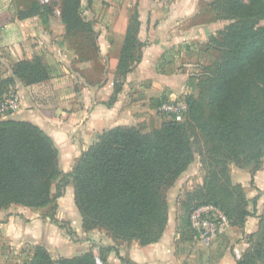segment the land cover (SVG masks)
<instances>
[{"label": "trees", "instance_id": "trees-1", "mask_svg": "<svg viewBox=\"0 0 264 264\" xmlns=\"http://www.w3.org/2000/svg\"><path fill=\"white\" fill-rule=\"evenodd\" d=\"M34 8L19 18L43 16L41 5ZM81 8V0H62L61 20L69 32L92 30L82 19ZM212 10L216 21L233 23L217 37H211L220 58L209 69L208 76L202 78L203 91L199 95H187L188 110L182 121L169 115V120L149 133L137 127L104 131L82 153L73 171L64 174L60 152L44 130L31 122L1 120L0 210L11 206L32 210L53 207L55 212L58 200L72 184L75 206L86 232L102 229L116 241H135L147 247L159 243L164 236L170 211L168 191L198 155L205 178L182 202L184 219L177 226V234L186 236L191 227V213L210 204L226 215L231 226L244 229L252 213L244 187L233 182L230 167L235 165L250 171L254 185L256 173L264 162V0H217ZM0 18L2 26L16 20L6 13ZM140 27L136 5L118 64L117 77L121 81L115 84L108 106L115 104L127 75L142 60L147 43L139 39ZM136 52H139L137 59ZM14 73L27 85L51 79L49 67L38 57L20 62ZM8 84L0 81V103ZM169 101L164 94L152 105L160 108ZM42 113L55 116L54 111ZM259 198L260 195L252 201L254 212ZM49 218L72 234L55 214ZM193 233L197 237L194 230ZM260 240L237 264H264V234ZM27 247L31 254L24 264H100L92 250L56 261L42 245ZM112 252L125 264H134L121 257L114 246L100 247L101 264H110L108 258Z\"/></svg>", "mask_w": 264, "mask_h": 264}, {"label": "crops", "instance_id": "crops-1", "mask_svg": "<svg viewBox=\"0 0 264 264\" xmlns=\"http://www.w3.org/2000/svg\"><path fill=\"white\" fill-rule=\"evenodd\" d=\"M185 18L183 16L173 19L172 22H161V25L158 28L156 27V40L150 41L149 39L148 41V19L144 20L143 11L140 10L139 39L141 42L147 43V46L142 50L141 62L135 64L132 71L127 75L123 89L117 96V101L113 106L107 104L115 92L113 79L117 76L121 50L125 41L128 22L130 21L125 14L120 17L115 29L114 45L117 51L115 49L114 51L116 55L104 53L101 56L83 60L81 63H79L77 56L64 55L58 59L56 58L63 72L60 73L62 75L60 82L56 83L59 91L56 97V105L49 110L44 104L36 101L35 95L34 98L32 95L27 97L25 88H22L20 91L22 93L20 108L10 119L31 122L44 130L53 139L60 152V168L64 174L73 171L82 153L94 145L98 141V135H101L104 131L118 127H137L141 129L140 125L146 121L150 122V126L144 132H151V127L154 129L160 128L167 119L159 117V108L153 107V101L160 100L164 94L171 100L176 95L183 94L188 90L189 69H181L179 64L176 65V60L169 59V55L174 54V49H172L174 46L189 44L193 36L190 33L189 39L186 38L187 36L184 37L188 35L187 33L184 35L179 34L180 37L177 38L167 36L168 31L175 28L178 22ZM30 21L33 25L37 24L32 18H30ZM15 24L17 26V20L9 25ZM205 39L204 36H199L201 42H206L207 39ZM41 52H44V50L27 51L24 58L32 61L36 56L41 57ZM103 61H108L106 70L108 76L100 75V77H96L97 67L105 65L102 63ZM49 62L54 63L55 61L49 59ZM183 66L189 67L190 65ZM79 67L87 68L88 73L84 74L83 71L79 70ZM93 73L94 75H92ZM45 110L54 111L55 116H45L42 113ZM196 171L203 172L198 155L195 156V161L188 171L168 191V202H170V193L174 190L178 191V194H182L188 179ZM238 171L239 169L232 167L233 179H235L234 176ZM257 179V189L260 192L258 191L255 195L248 193V200L250 201L260 195L258 202H264V184L260 185L259 178L257 177ZM197 184L202 185L203 179L198 180ZM67 199L71 205H75L72 184L65 189L64 196L57 202L58 206L60 208L65 206ZM16 207L20 211H15L14 208ZM176 207L174 206L175 211L178 210ZM34 212L32 209L20 206H11L7 210H0V237L2 236L3 243L14 250H19L25 245H42L52 257L68 258L69 256L62 251L65 249L66 243L64 230L54 225L49 218H44V216ZM61 214L60 212L57 217L60 221L72 222L69 215ZM32 215L35 216L32 217ZM174 218L171 217V214L169 215V222L164 236L157 244L142 247L139 242H134L132 250L127 251L125 244L129 242L122 241L121 245H118L116 242L119 241L115 242L114 239H111L109 243L98 242V249L100 250L101 246L107 247V244H110L109 246H114L119 250L121 257L129 256L136 264H184V262L180 263L179 257L175 254L174 240L177 239L178 234L177 221ZM257 222L254 217H249L244 229L230 225L214 245V249H222L215 264H237V260L249 247L244 239V234L255 233L258 229ZM72 226L76 239H81L89 233L90 235L94 234L93 231L86 232L84 230L82 217H80L76 227ZM93 245L91 243L86 248L87 250L80 252L77 256L91 251L90 247ZM116 256L112 252L109 255L108 262L116 264Z\"/></svg>", "mask_w": 264, "mask_h": 264}, {"label": "rangeland", "instance_id": "rangeland-1", "mask_svg": "<svg viewBox=\"0 0 264 264\" xmlns=\"http://www.w3.org/2000/svg\"><path fill=\"white\" fill-rule=\"evenodd\" d=\"M180 2L182 3L181 5ZM215 2H217V0H81L82 19L92 30L85 29L86 32H69L67 26L63 24L61 20L62 0H0V17L6 13L14 16L18 21L17 26L16 24L6 26L0 25V81H8L9 83L4 98L11 93H16L19 95L21 101L22 93L20 91L22 88H25L27 97L32 95L34 98L35 95L37 102L44 104L49 110L52 109L56 105V97L59 92L56 83L60 82L62 78L60 73H63L56 58L58 59L64 55L77 56L79 63H81L83 60H89L96 56H101L104 53L116 55L114 51V49L116 50L114 45L116 25L119 23L120 17L124 14L127 15L128 20H130L137 5V10L139 12L140 10L143 11L144 20L148 19V41L149 39L150 41L156 40V27L158 28L161 22L167 23L169 21H174L173 19L183 16L186 17L178 22L175 28L168 31L169 34L167 35H170L171 38H177L180 37L179 34L184 35L187 33L188 35L184 37L187 36L186 38L189 39L188 36L190 33L194 39H192L189 44H178L174 46V48H172L174 49V54L169 55V59L172 58L173 61L176 60V65L179 64L181 69H189L190 74L188 80L190 85H188V90L183 94L176 95L169 102H174L177 105L186 104L187 95H199L200 92L203 91L200 86L202 78L208 76L209 69L213 68L220 58V52L217 50L216 46L210 42L211 37H217L225 28L233 23L228 20H215L216 14L212 10V5ZM36 4L41 5V11L43 12V16L41 17H31L37 24L33 25L30 18H28L29 20L19 18L22 13H30L32 9H35L34 5ZM190 12L192 13L190 14ZM1 21L0 18V24ZM262 25L264 26V22H262ZM218 30L219 32H217ZM201 35L207 39H205L206 42H201L202 40H199V36ZM34 49H36V51L40 49L44 50V52H41V57H36L41 58L49 67L52 78L39 84L27 85L26 82L15 76L14 71L20 62L26 61L24 56L27 54V51L30 52ZM138 56L139 52H136V59ZM49 59H54L55 62L50 63ZM102 63L105 65L97 67L95 72L96 77H100V75L104 77L108 76L106 73L108 61H103ZM186 64L190 66L184 67L183 65ZM130 65H134V62H130ZM79 70L83 71L84 74L88 73L87 68L79 67ZM92 75H94V73ZM113 80L115 84L118 85L121 78L116 76ZM18 110L19 109L14 112L0 113V121L10 119ZM158 115L161 118L165 117L167 120L170 118L169 115L161 112H159ZM149 126L150 122L146 121L140 125V128L144 132ZM153 130L154 128L151 127V131ZM232 167L233 166L230 167L231 173ZM234 167L239 169V171L236 172L233 182L243 185L246 196L248 193H252L253 195L257 194V177L259 178V184H264V162L262 169L256 173L254 185L251 184L250 171L241 170L235 165ZM204 178V171H196L194 175L188 179L187 184L184 186V190H182V194H178L176 190L170 193L169 215L171 214L173 218L175 216L174 219L177 221L176 226L180 225L184 219L182 202L185 201L188 193H193L197 190L199 186V184H197L198 180H204ZM244 184H246V186H244ZM252 201L253 198L249 201L248 209L252 213L251 217L257 219L258 229L253 233L256 236L255 238H251L248 233L244 234V239L249 244L247 251L254 248V245L261 241V235L264 234V202H258L257 211L254 212ZM260 203L262 204L260 205ZM174 206H177V211L174 210ZM14 210L17 212L20 211L18 207L14 208ZM34 211L35 214H40L44 216V218H49L52 214H55L57 218L60 212L67 216L69 215V217L72 218V222L67 220L63 221L65 228L72 231V234L69 235L67 230H64L66 234V243L65 249L62 251L70 257L67 259L76 257L80 252L87 250L86 248L92 243L94 245L90 248L94 251L98 262L101 264L98 242L109 243L113 237L105 230L97 229L95 232L93 231L94 234L90 235L89 233L81 239H76L74 237L72 225L76 227L81 215H79L80 213L75 205H71V203L67 201L65 206L61 208L58 206L55 212H53V207ZM34 216L35 215H32V217ZM57 220L60 221L58 218ZM1 239L2 236L0 237V264H24L28 260L31 249L28 248L27 245L19 250H14L7 244H4ZM114 241L116 242V240ZM118 241L119 242L116 243L121 245L122 241ZM134 242L135 241H131L125 244L127 251L132 250ZM216 242L210 246L203 245L199 242L197 237H194L193 230L190 227L186 236L178 235L177 239L174 240V245L176 246L175 254L179 257L180 263L184 262V264H215L222 252V249H214ZM109 245L110 244H107V247ZM245 253H243V255ZM52 258L57 261L62 257ZM125 258L128 261H132L129 256ZM115 262L116 264H125L117 256ZM132 263L136 264L133 261Z\"/></svg>", "mask_w": 264, "mask_h": 264}, {"label": "built area", "instance_id": "built-area-1", "mask_svg": "<svg viewBox=\"0 0 264 264\" xmlns=\"http://www.w3.org/2000/svg\"><path fill=\"white\" fill-rule=\"evenodd\" d=\"M20 107V97L16 93L7 95L0 103V113L14 112ZM187 104L177 105L174 102L163 103L159 111L166 115L174 116L177 121H182L187 113ZM192 229L197 234V239L203 245L210 246L230 226L226 215L216 206L204 205L195 209L190 216Z\"/></svg>", "mask_w": 264, "mask_h": 264}, {"label": "water", "instance_id": "water-1", "mask_svg": "<svg viewBox=\"0 0 264 264\" xmlns=\"http://www.w3.org/2000/svg\"><path fill=\"white\" fill-rule=\"evenodd\" d=\"M99 138H100V135H98L97 139H99Z\"/></svg>", "mask_w": 264, "mask_h": 264}, {"label": "bare ground", "instance_id": "bare-ground-1", "mask_svg": "<svg viewBox=\"0 0 264 264\" xmlns=\"http://www.w3.org/2000/svg\"><path fill=\"white\" fill-rule=\"evenodd\" d=\"M68 201V199L66 200V202Z\"/></svg>", "mask_w": 264, "mask_h": 264}]
</instances>
